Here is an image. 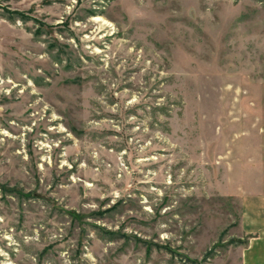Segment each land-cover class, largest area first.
Segmentation results:
<instances>
[{"label":"rangeland","instance_id":"rangeland-1","mask_svg":"<svg viewBox=\"0 0 264 264\" xmlns=\"http://www.w3.org/2000/svg\"><path fill=\"white\" fill-rule=\"evenodd\" d=\"M249 244L264 0H0V264H241Z\"/></svg>","mask_w":264,"mask_h":264},{"label":"crops","instance_id":"crops-1","mask_svg":"<svg viewBox=\"0 0 264 264\" xmlns=\"http://www.w3.org/2000/svg\"><path fill=\"white\" fill-rule=\"evenodd\" d=\"M264 246L259 245L257 248L253 244H249L247 247L248 250L245 252L244 258L241 261V264H264L263 260H257L255 256H258L259 258H264Z\"/></svg>","mask_w":264,"mask_h":264}]
</instances>
